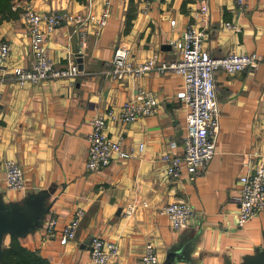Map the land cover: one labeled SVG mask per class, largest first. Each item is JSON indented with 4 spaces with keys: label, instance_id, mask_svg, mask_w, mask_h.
Masks as SVG:
<instances>
[{
    "label": "crops",
    "instance_id": "1",
    "mask_svg": "<svg viewBox=\"0 0 264 264\" xmlns=\"http://www.w3.org/2000/svg\"><path fill=\"white\" fill-rule=\"evenodd\" d=\"M103 1L94 0L96 15L102 13ZM206 4L207 15L201 12L200 0H112L107 26L99 34L92 25L86 27L85 48L72 23L48 36L58 70L74 62L82 65L76 78L22 86L15 74L32 64L29 32L22 19L25 8L86 15L88 0L14 2L18 16L0 25V41L12 47L0 80V216L30 222L5 235L6 249L14 239L48 264H92L90 239L99 235L119 247L110 264H142L149 243L161 264H250L264 252V211L244 227L238 225L245 159L256 162L254 155L264 148V60L236 74L216 72L220 110L216 154L196 181H191L185 164L180 177H169L163 161L165 155L184 152L187 108L179 98L183 78L156 70L123 80L111 77L119 48L130 52L134 65L154 55L160 62L176 60L174 44L189 27L206 32L203 47L213 58L255 53L264 59V0H248L242 13L236 0ZM227 23L236 28H227ZM139 89L156 94L159 112L128 124L109 120L107 129L133 156L88 172L91 119L112 110L118 114ZM8 161L22 167L26 190L7 187ZM178 201L191 205L195 218L188 227L174 230L160 210ZM128 205L136 207L131 216L125 214ZM80 210L84 216L76 237L63 245L61 232ZM54 217L56 227L50 230ZM255 264H264V256Z\"/></svg>",
    "mask_w": 264,
    "mask_h": 264
},
{
    "label": "built area",
    "instance_id": "2",
    "mask_svg": "<svg viewBox=\"0 0 264 264\" xmlns=\"http://www.w3.org/2000/svg\"><path fill=\"white\" fill-rule=\"evenodd\" d=\"M201 12L208 14L209 7L206 0H200ZM240 13L245 11L248 0H236ZM112 0H104L102 13H94V0H88V13L74 15L64 10L41 13L32 7H27L22 13L30 37L32 64L30 68L18 71L14 79L22 86L38 85L46 80L58 78H76L80 74L78 64L72 63L66 70H58L48 47V36L66 24H73L75 33H80L81 48L86 47V27L92 25L99 34L109 21ZM175 21L171 24L175 26ZM227 28L236 27L227 23ZM206 32L189 27L182 35L179 43H175L176 60L160 62L156 55L146 63L134 65L130 61V52L119 48L112 61L111 77L123 80L125 76L135 77L145 75L151 71L160 74L174 72L184 81V89L180 100L187 108V133L183 139V155H165L163 161L167 163L169 177L178 178L185 164L191 181H196L207 170L210 161L216 154V141L220 131V110L217 104L215 74L223 70L228 74H236L246 69L257 67L264 59L258 54L231 53L226 57L213 58L204 49ZM12 51L8 41H0V80L6 75V64ZM0 92V102H1ZM160 101L152 91L139 89L134 96L125 102L118 114L114 110L105 115H98L91 119L92 131L88 135L89 154L86 169L96 173L108 167L114 159H129V153L123 140H113L108 132L109 120H118L123 124L134 123L140 118L157 114ZM176 147V142L171 143ZM144 145H140L143 152ZM245 159L246 174L241 178L242 188L239 198L240 210L238 225L244 227L252 219L264 211V148L262 153ZM6 167L7 187L15 191L26 190L25 174L22 167L13 161H8ZM147 207V205H145ZM135 205H128L125 214L131 216L135 212ZM160 214L168 217L174 230L188 227L195 218V211L191 205L178 201L165 205ZM84 216L80 210L61 232V243L67 245L76 237L77 229ZM56 218L50 220L49 229L56 227ZM119 255L116 243L94 235L90 239V256L92 264H110ZM142 264H161L157 250L148 244L141 259Z\"/></svg>",
    "mask_w": 264,
    "mask_h": 264
},
{
    "label": "trees",
    "instance_id": "3",
    "mask_svg": "<svg viewBox=\"0 0 264 264\" xmlns=\"http://www.w3.org/2000/svg\"><path fill=\"white\" fill-rule=\"evenodd\" d=\"M16 0H0V25L4 20L15 18L18 13L13 10ZM4 264H48L36 253L27 251L17 240L11 242L10 246L3 253Z\"/></svg>",
    "mask_w": 264,
    "mask_h": 264
},
{
    "label": "water",
    "instance_id": "4",
    "mask_svg": "<svg viewBox=\"0 0 264 264\" xmlns=\"http://www.w3.org/2000/svg\"><path fill=\"white\" fill-rule=\"evenodd\" d=\"M79 64L82 63L81 59L78 61ZM80 70H83L82 65L79 66ZM30 220H20L17 217H4L0 216V263L3 257V241L4 237L8 233H14L22 225L28 224ZM264 256V252L260 253L255 259L251 261L250 264H255L261 257Z\"/></svg>",
    "mask_w": 264,
    "mask_h": 264
},
{
    "label": "rangeland",
    "instance_id": "5",
    "mask_svg": "<svg viewBox=\"0 0 264 264\" xmlns=\"http://www.w3.org/2000/svg\"><path fill=\"white\" fill-rule=\"evenodd\" d=\"M16 2V1H15ZM11 244V243H10ZM6 246V245H5ZM4 245H3V249L5 250L6 249V247H5ZM10 246V245H9Z\"/></svg>",
    "mask_w": 264,
    "mask_h": 264
}]
</instances>
